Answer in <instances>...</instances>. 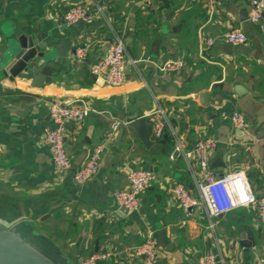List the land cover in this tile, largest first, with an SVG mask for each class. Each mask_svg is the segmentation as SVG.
Wrapping results in <instances>:
<instances>
[{
	"label": "crops",
	"instance_id": "obj_1",
	"mask_svg": "<svg viewBox=\"0 0 264 264\" xmlns=\"http://www.w3.org/2000/svg\"><path fill=\"white\" fill-rule=\"evenodd\" d=\"M73 3L88 5L91 23L65 24ZM250 10L249 0H0V52L10 35L25 34L54 65L49 83L31 88L29 78L16 77L17 93L0 97V216L48 214L37 225L55 238L69 264L108 249L110 258L98 264L141 262L134 249L158 231L166 246L158 244L153 264H195L207 252L216 264H259L264 222L256 207L208 217L196 206L184 217L168 191L182 184L195 193L199 168L192 151L206 138L215 141L207 156L215 176L240 170L255 194L264 189V12L252 21ZM232 29L246 41L226 42L222 36ZM118 41L126 55L124 81L101 84L89 66ZM84 44L88 50L79 58L75 52ZM170 59L182 67L161 71ZM51 100L91 108L66 128L67 172L53 168L40 139ZM156 109L163 132L151 137L163 140L166 153L146 150L127 123L111 129L115 120ZM234 112L243 117L242 128L233 126ZM102 142L98 170L77 184L74 171ZM134 168L149 169L153 179L139 194L137 210L123 212L112 192L127 186Z\"/></svg>",
	"mask_w": 264,
	"mask_h": 264
},
{
	"label": "built area",
	"instance_id": "obj_2",
	"mask_svg": "<svg viewBox=\"0 0 264 264\" xmlns=\"http://www.w3.org/2000/svg\"><path fill=\"white\" fill-rule=\"evenodd\" d=\"M251 7L249 17L252 21L260 19L264 12V0H249ZM66 25L82 20L91 23L93 15L88 5L73 3L63 16ZM223 39L231 44H242L246 41L244 33L239 29H232L223 34ZM207 40V44H211ZM88 50V44L79 47L75 55L83 58ZM126 55L123 44L110 43L105 54L89 66L90 73L95 80L109 86H119L124 81ZM180 60H166L160 70L163 72L176 71L182 67ZM91 111V108L82 102H62L51 100L48 107L49 124L42 128L41 142L46 145L53 168L57 172L70 170V158L64 148V135L67 126L78 125ZM232 124L236 128H242L245 124L243 117L238 112L232 114ZM151 124V133L159 138L163 132L162 110L156 109L147 115ZM128 121L115 120L111 129L116 130L120 124ZM215 147V141L211 138L198 140L193 148L192 155L198 164V181L195 183L193 194L182 184L171 186L168 191L174 202L180 208L184 217H190L192 209L202 206L208 217L225 214L237 207H256L259 219L264 222V189L255 194L247 180L246 175L238 170L215 176L207 163L208 152ZM105 149L104 142L97 144L89 158L73 173V180L77 184L85 183L99 168V159ZM153 179V174L145 168H134L127 173V186L112 192V198L117 207L126 211H135L138 208V196L144 191ZM111 251L99 250L86 254L80 258L78 264H98L110 258ZM158 254V241L153 233H149L145 240L138 245L133 255L141 259V262L128 261L126 264H153ZM259 264H264V256L259 259ZM195 264H216L215 254L207 252L200 255Z\"/></svg>",
	"mask_w": 264,
	"mask_h": 264
},
{
	"label": "water",
	"instance_id": "obj_3",
	"mask_svg": "<svg viewBox=\"0 0 264 264\" xmlns=\"http://www.w3.org/2000/svg\"><path fill=\"white\" fill-rule=\"evenodd\" d=\"M76 23L84 22L78 20ZM53 68L54 65L45 60L30 36L10 35L5 48L0 52V97L17 93L14 86L16 77L29 78L31 88H39L44 83H49ZM198 97L204 104L205 92H200ZM127 124L146 150L167 152L163 140L152 139L151 124L147 116L132 114ZM261 136H264V126ZM119 209L126 211L122 207ZM47 217L48 214H43L34 220L22 215L11 219L0 216V264H69L68 257L55 238L37 225V222H42ZM157 241L159 245L166 246L162 231L157 232Z\"/></svg>",
	"mask_w": 264,
	"mask_h": 264
}]
</instances>
